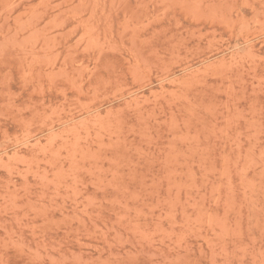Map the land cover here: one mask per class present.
<instances>
[{
	"label": "rangeland",
	"instance_id": "1",
	"mask_svg": "<svg viewBox=\"0 0 264 264\" xmlns=\"http://www.w3.org/2000/svg\"><path fill=\"white\" fill-rule=\"evenodd\" d=\"M0 264H264V0H0Z\"/></svg>",
	"mask_w": 264,
	"mask_h": 264
}]
</instances>
